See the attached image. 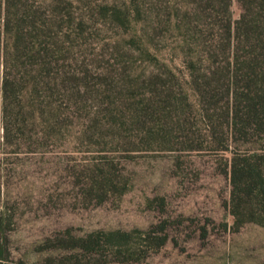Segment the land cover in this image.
Listing matches in <instances>:
<instances>
[{
	"label": "rangeland",
	"instance_id": "374dc122",
	"mask_svg": "<svg viewBox=\"0 0 264 264\" xmlns=\"http://www.w3.org/2000/svg\"><path fill=\"white\" fill-rule=\"evenodd\" d=\"M13 1L9 43L24 5L46 23V77H15L7 133L0 105V264H264L238 169L264 181V49L206 47L193 0Z\"/></svg>",
	"mask_w": 264,
	"mask_h": 264
},
{
	"label": "trees",
	"instance_id": "16d2710c",
	"mask_svg": "<svg viewBox=\"0 0 264 264\" xmlns=\"http://www.w3.org/2000/svg\"><path fill=\"white\" fill-rule=\"evenodd\" d=\"M193 1H195L194 13L196 16L200 15L208 19L206 24L200 26L195 24L193 27L195 32L204 37L206 47L217 46L221 50L231 40L237 46L241 45L247 49L245 56L247 60H253L256 57V49H264V21L260 18V12L264 9V0H240L244 9L233 24L228 20L214 19L220 18L219 15L223 16L227 0ZM4 3L0 28V57L2 59L0 105L3 128L7 133L8 126L14 124L17 114L24 113L21 97L18 98L16 95L17 79L15 77H38V75L46 77V41L43 39L42 43L40 41L36 43L32 39L34 36L46 33V23L42 20L37 21L36 15L30 14L28 6L24 5L25 9L22 17L20 16V21L15 20L12 43H9L8 34L11 35L13 31L10 8L15 5V1L4 0ZM251 4H255V11H251ZM22 24L24 29L21 28ZM206 38L210 39L206 41ZM20 67L22 68L20 69ZM17 68L21 70L20 73ZM14 105H16V109L13 112ZM247 106L248 110L253 109V116H257L253 101L248 102ZM26 113L28 114V112ZM238 169H244L242 170L243 174H247L248 178L251 177L259 182L258 190L264 199V181L259 179V177L262 179L259 169L248 163H244ZM234 171L235 169L232 167V172Z\"/></svg>",
	"mask_w": 264,
	"mask_h": 264
}]
</instances>
